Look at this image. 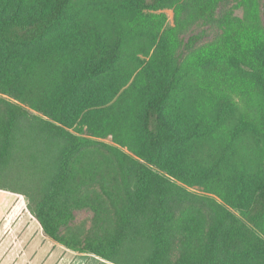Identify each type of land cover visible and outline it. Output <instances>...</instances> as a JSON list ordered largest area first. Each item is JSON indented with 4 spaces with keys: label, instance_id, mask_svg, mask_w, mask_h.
<instances>
[{
    "label": "trees",
    "instance_id": "1",
    "mask_svg": "<svg viewBox=\"0 0 264 264\" xmlns=\"http://www.w3.org/2000/svg\"><path fill=\"white\" fill-rule=\"evenodd\" d=\"M145 1L158 9L176 0ZM70 2L24 12L0 7V96L41 114L0 97V191L23 196L55 244L111 264H264V179L246 206L228 204L236 212L174 183L193 185L207 173L175 172L163 161L170 146L190 135L168 114L171 83L144 104L140 127L149 148L138 154L143 162L87 137L77 124L84 111V118L93 114L117 92L112 82L105 87L120 60L115 45L95 44L69 67L59 91L33 90L39 87L32 77L36 49L59 29ZM91 129L90 136L103 135L102 127ZM102 159L113 172H95ZM80 210L92 212L89 228L73 223Z\"/></svg>",
    "mask_w": 264,
    "mask_h": 264
},
{
    "label": "rangeland",
    "instance_id": "2",
    "mask_svg": "<svg viewBox=\"0 0 264 264\" xmlns=\"http://www.w3.org/2000/svg\"><path fill=\"white\" fill-rule=\"evenodd\" d=\"M54 1L0 0V7L47 10ZM148 6L145 0H71L59 29L36 49L32 77L39 87L33 90L39 95L47 86L59 91L69 67L95 44L115 45L120 60L105 87L112 82L117 92L93 114L84 118V111L77 124L87 137L143 162L138 154L149 148L140 127L144 104L153 91L171 83L168 114L190 135L170 146L163 161L175 172L207 173L206 180L193 185L174 183L236 212L228 204L246 206L250 191L264 179V0H176L171 7ZM229 18L237 22L229 24ZM192 40L197 42L190 45ZM90 126V132L102 127L103 135L90 136ZM99 165L95 172L115 169L107 171L105 159ZM74 216L75 225L90 227L92 212L80 210ZM33 221L23 196L0 192V264H111L54 242L51 246Z\"/></svg>",
    "mask_w": 264,
    "mask_h": 264
},
{
    "label": "crops",
    "instance_id": "3",
    "mask_svg": "<svg viewBox=\"0 0 264 264\" xmlns=\"http://www.w3.org/2000/svg\"><path fill=\"white\" fill-rule=\"evenodd\" d=\"M0 192H1V193H7L8 195L10 194V196H12V197H14V196H15V197L18 196V195H14V194H11V193H8V192H3V191H0ZM18 209H19V208H18ZM24 220H25V219H24L23 217L20 219V221H24ZM31 223L33 224V226H35V227L37 226V227H38L37 222L33 221V222H31ZM39 231H40L39 233H41V236L44 237V234L42 233V230L40 229ZM50 244H51V246L54 245L53 242H51ZM57 247L59 248V250H62V248H60V246L57 245ZM57 247H55V249H58Z\"/></svg>",
    "mask_w": 264,
    "mask_h": 264
}]
</instances>
